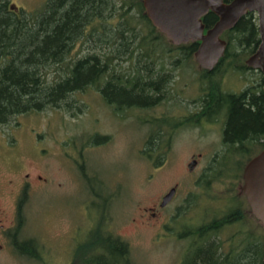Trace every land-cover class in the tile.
Listing matches in <instances>:
<instances>
[{
	"label": "rangeland",
	"instance_id": "1",
	"mask_svg": "<svg viewBox=\"0 0 264 264\" xmlns=\"http://www.w3.org/2000/svg\"><path fill=\"white\" fill-rule=\"evenodd\" d=\"M58 1L0 0V20L18 16L52 29L60 14L53 21L43 19ZM140 4L91 0L61 62L42 69L50 88L67 79L77 61L94 56L106 64L113 104L89 86L43 103L40 110H11L0 120V264H80L76 248L88 246L84 242L98 227L128 245L130 264H189L194 256L193 238L179 224L203 197L201 178L214 179L223 171V125L186 123L170 131L152 125V119L178 120L196 111L204 101V86L197 83L201 68L194 43H173ZM232 29L221 37L227 57L235 62L225 84L232 93L246 89L258 95L264 91V75L245 74L254 53L243 43L246 33ZM262 150L252 146L249 157ZM193 159L198 164L190 172ZM230 187L229 181L212 185L210 197H231ZM172 188L177 189L174 199L162 207ZM239 199L240 221L208 240L217 254L227 240L235 244L232 260L216 263L264 264V226L247 199ZM225 202L202 200L190 217L194 221L184 223L198 225L208 206L221 208ZM21 221L20 241L34 240L36 247L26 246L23 255L8 236ZM89 245L93 248L94 242Z\"/></svg>",
	"mask_w": 264,
	"mask_h": 264
},
{
	"label": "trees",
	"instance_id": "2",
	"mask_svg": "<svg viewBox=\"0 0 264 264\" xmlns=\"http://www.w3.org/2000/svg\"><path fill=\"white\" fill-rule=\"evenodd\" d=\"M226 1L231 2L232 0ZM90 2L91 0L58 1L57 6L48 12L50 15L43 19V22H46L54 14H60L61 20L59 17L51 19L52 21L54 19L52 29L47 28L50 27L49 25H44L42 28L37 21L25 20L18 16H8L4 21L0 20V54L3 56V67H0V120L4 119L11 110L18 114L27 112L28 108L40 110L43 103H56L67 95L83 91L89 86H95L100 90L101 84L107 79L106 64H102L94 56L77 61L71 67L69 77L50 88H46V73L42 72V69L47 68L51 63L59 64L61 62L60 56L63 55L65 45L73 31L79 27ZM140 3V6L144 8L142 0ZM0 9L3 12L2 7ZM218 20L219 18L214 13H209L203 18L207 30L211 29ZM235 30L246 33L243 43L251 54L255 53L261 42L257 16L253 13L244 16L231 31ZM17 40H19L18 44ZM198 47L199 43L192 44L193 51ZM234 63V59L228 58L225 52L213 70L200 67L201 72L197 83L204 86L201 88V93L205 104L200 111L189 116L185 121L195 123L199 128L222 124L224 126L222 141L227 148L220 157L223 171L219 173V177L205 180L202 185L203 197L199 199L198 208L201 206L202 200L214 202L225 199L226 202L221 208L208 206L202 216L204 218L198 225L184 223L188 220L189 222L194 221L190 217L198 208L193 210V214L189 218L182 219L179 224L184 229L183 234H189L193 238L194 256L190 258L189 264H217L219 259L222 262L232 260L235 252L233 242L229 244V251H227V245L224 244L223 246L226 247L217 254L208 240L225 226L235 224L243 217L239 198H242L240 188L244 184V170L253 159L249 157V152L251 147L256 144L264 149V91L254 96L250 95L246 89L240 93L230 92L231 86H226L225 79ZM254 70L256 69L249 66L245 69L250 72ZM105 83V92L107 96L111 94L113 100L115 93L112 85L109 82ZM39 94L45 97L39 98ZM223 110H226L225 116H222ZM165 122L167 121L154 119L152 124L156 127L162 126V124L168 126L169 123ZM173 127V124L168 126L169 129ZM166 144L169 147V141ZM245 157L248 158L247 161H245ZM226 181L230 182L229 196L231 197L211 198L212 185ZM23 197L19 204L21 207L26 200ZM96 202L94 201V203ZM22 225L23 221L21 224L18 223L17 232L13 235L8 233L20 255L25 254L26 246H31L36 250L34 240L20 241L19 232ZM88 237L90 240L84 242L88 246L80 245L76 248L78 250L76 253L80 255V261L76 257L78 263L130 264L128 245L120 238H116L109 232H104L100 227L94 232L91 231ZM92 242H94V246L90 248L89 243Z\"/></svg>",
	"mask_w": 264,
	"mask_h": 264
},
{
	"label": "water",
	"instance_id": "3",
	"mask_svg": "<svg viewBox=\"0 0 264 264\" xmlns=\"http://www.w3.org/2000/svg\"><path fill=\"white\" fill-rule=\"evenodd\" d=\"M143 4L147 17L173 43H199L196 58L200 67L208 70H213L225 54L222 35L244 16L255 14L261 42L247 65L264 75V0H143ZM209 13L219 20L207 30L203 18ZM243 179L240 194L246 197L252 214L264 226V149L248 163ZM175 192L172 189L163 198L162 207L171 202Z\"/></svg>",
	"mask_w": 264,
	"mask_h": 264
},
{
	"label": "flooded vegetation",
	"instance_id": "4",
	"mask_svg": "<svg viewBox=\"0 0 264 264\" xmlns=\"http://www.w3.org/2000/svg\"><path fill=\"white\" fill-rule=\"evenodd\" d=\"M143 7H144V4H143ZM144 9H145V7H144ZM246 67H248V65L246 64V66H244V70L246 69ZM254 71H260V70H254ZM250 71H245V74H247L248 75V73H249ZM261 72V71H260ZM262 73V72H261ZM263 74V73H262ZM107 80V79H106ZM105 84V85H104ZM105 87H106V83H103V84H101V88H100V90H99V93H102V95H103V97H104V99H109V101H110V103L109 104H111L112 103V98H111V95L110 96H107V94H106V92H105ZM107 96V97H106ZM204 100V99H203ZM113 104V103H112ZM205 103H204V101H202V105H201V107H199L196 111H194V112H192L189 116H192V115H195L196 114V112H198V111H200L202 108H203V105H204ZM225 112H226V110H223L222 111V116H225ZM189 116H187L186 118H181V119H178V120H175V119H172V118H170V117H161V118H158L159 120H162V121H167L169 124H168V126L170 125V124H173V128H168V126H166V124H162V126H158L157 128H162V127H167L168 128V130L170 131V130H173V129H175V128H178V127H180V126H182V125H184V124H186V123H191V122H185L186 121V119L189 117ZM154 119H152V121H153ZM152 121H151V123H152ZM167 122H165V123H167ZM185 122V123H184ZM191 124H193L195 127H198L197 126V124H195V123H191ZM153 125V124H152ZM223 130H224V126H223ZM170 142V141H169ZM199 157H201V156H199ZM197 164H198V161L196 160V159H193L192 160V162L189 164V170H190V172H193L194 170H195V168H196V166H197ZM207 178L206 177H202L201 178V182H200V185H202L203 184V181L204 180H206ZM201 187V186H200ZM172 189H175V195H176V193H177V189L176 188H172ZM171 189V190H172ZM170 190V191H171ZM169 191V192H170ZM167 195V194H166ZM165 195V196H166ZM175 195H174V197H175ZM164 196V197H165ZM243 197H245L244 195H242ZM174 197H173V199H174ZM246 198V197H245ZM172 199V200H173ZM171 200V201H172ZM167 206V205H166ZM165 206V207H166ZM194 207H195V209L196 208H198V203H196V201H195V204L193 205ZM231 242L232 241H229V240H227V242H225L224 244H226L227 245V251H229V249H230V247H229V244H231ZM224 247H226V246H222V248L221 249H223Z\"/></svg>",
	"mask_w": 264,
	"mask_h": 264
}]
</instances>
